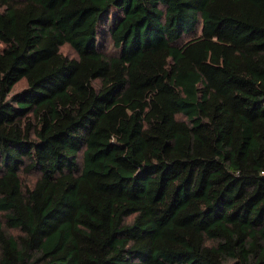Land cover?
<instances>
[{"label":"trees","instance_id":"1","mask_svg":"<svg viewBox=\"0 0 264 264\" xmlns=\"http://www.w3.org/2000/svg\"><path fill=\"white\" fill-rule=\"evenodd\" d=\"M0 264H264V0H0Z\"/></svg>","mask_w":264,"mask_h":264},{"label":"rangeland","instance_id":"2","mask_svg":"<svg viewBox=\"0 0 264 264\" xmlns=\"http://www.w3.org/2000/svg\"><path fill=\"white\" fill-rule=\"evenodd\" d=\"M109 48H110V45H109ZM62 51H63L65 54L69 55V56H75V55H76V52H75V51H74L69 45H64V46L62 47ZM23 85H25V82H24V81H22L21 83H19V84L15 87L14 90H16V89L22 87ZM34 179H35V176H29V177L26 178L27 181H31V182L34 181ZM9 232H11L12 234H17V233H18V232H17L16 230H14V229L9 230Z\"/></svg>","mask_w":264,"mask_h":264}]
</instances>
